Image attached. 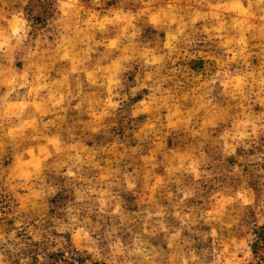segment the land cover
I'll list each match as a JSON object with an SVG mask.
<instances>
[{
    "label": "clouds",
    "instance_id": "1",
    "mask_svg": "<svg viewBox=\"0 0 264 264\" xmlns=\"http://www.w3.org/2000/svg\"><path fill=\"white\" fill-rule=\"evenodd\" d=\"M137 2L142 7L133 12L111 0H0V61L7 62L0 63V140L17 148L18 141L35 142L16 156L4 182L19 207L0 212L11 221L0 230V264H201L195 240L201 221L221 229L216 264L260 259L253 248L264 238V0ZM64 62L69 66L58 70ZM218 97L229 105L215 102ZM181 101L195 106L184 110ZM126 102L130 118L158 115L138 131L125 128ZM70 111L80 117L79 137L75 125L62 134ZM173 131L199 138V149H172ZM130 133L152 139L155 149L142 155L140 145L126 147L121 136ZM165 137L171 154L163 153L164 175L154 174ZM209 140L219 149L217 162L235 161L230 171L210 167ZM53 157L75 189L76 207L67 209L68 223L52 216L55 231L70 240L49 228L45 245L36 227L42 210L52 213L55 197L68 198L45 191L43 173ZM126 157L132 163L122 166ZM137 157L143 173L133 167ZM246 173L256 179H243ZM141 175L145 195L138 190ZM221 176L243 182L205 200V189L218 187ZM162 190L167 203L158 199ZM125 202L148 207L125 211ZM241 212L251 217L250 229L241 225ZM137 222V231L128 227ZM121 228L126 232L119 234ZM158 236L162 242H154ZM51 253L63 255L53 262Z\"/></svg>",
    "mask_w": 264,
    "mask_h": 264
},
{
    "label": "rangeland",
    "instance_id": "2",
    "mask_svg": "<svg viewBox=\"0 0 264 264\" xmlns=\"http://www.w3.org/2000/svg\"><path fill=\"white\" fill-rule=\"evenodd\" d=\"M111 3L114 4L117 8H123L125 11L132 10L133 12L137 11L139 8L142 7L141 4L137 2V0H111ZM142 24H138V27H142ZM147 35V33L145 34ZM138 41H144V37L138 36L136 38ZM100 51H103L101 49ZM0 63H7L6 61H0ZM135 63V62H133ZM253 63L255 64L256 61L255 59L253 60ZM68 62H64V64L58 65L57 69L59 70L60 68H67ZM17 67H21V65H17ZM128 74H125L127 76ZM74 79V78H73ZM127 83V81H126ZM132 86H135V83H132ZM73 87H75V84H73ZM128 89H126L127 91ZM4 89L0 87V94ZM145 94H148V90L145 89L143 90L142 93L137 94V99H142ZM131 99V97H130ZM135 101H133L134 103ZM221 104L222 107H227L230 103L229 100L224 99V98H217V101ZM195 106V101H189V102H184L181 101V107L184 110H187V108ZM125 108L127 110V116L123 117V119H127L128 123L124 125L125 128L129 129H134V130H139L140 127L143 126V124L148 120V119H154L157 113H149V114H144L136 118H130L131 117V105L126 102ZM256 110L260 111L259 106H256ZM163 115H167V110H162ZM79 119L75 113H72L71 111L68 113V118H67V123H65L62 126V134L67 137V129L75 125V127L72 129L77 133V136L79 137L80 131L82 130V125L79 124ZM84 119H88V117H84ZM108 121H106L107 123ZM52 131H56V129H53ZM114 139V137H113ZM121 140L125 142L126 147H136L137 145H140L141 152L140 154L142 155H149L152 150L155 149L156 145L152 143V139L145 140L143 142L136 140L134 136L131 135V133L128 136H121ZM172 140L175 141V144H173L171 147L172 149L179 151V152H184L191 150L192 148H197L199 149V144L197 143V140H192L190 137H188L186 134H184L182 131L176 132L173 131L172 133ZM262 141H264V137H262ZM17 143H20V147L17 148L14 144H10L6 139L0 140V212H13L16 208L19 207V203L14 199L13 195L8 191L7 187L5 186V180L7 179L9 173L11 172V168L15 165L16 162V156L27 146L32 145L33 141L30 139H24L22 142L18 141ZM164 143L165 147L161 149L160 153L157 154V162L160 164V166L156 169L153 170L154 174H160L164 175V167L166 166V161H164V155L163 153H168L169 155L171 154L169 151V146H168V139L167 137L164 138ZM91 146V145H89ZM178 146V147H177ZM124 149H120V151H123ZM204 150L208 153L209 158L212 160L211 166H214L218 171H222L224 168H229V165L231 163H234V160H230L227 163L223 161L217 162L215 160V157L218 155L219 149L216 148L213 145V142L209 140L204 147ZM239 151V150H238ZM27 158V157H26ZM56 162V158L53 157L49 161L46 162V166L44 169V186H45V191L50 192L52 188L57 189L58 191H62L67 194L68 198L66 199L65 196L60 195L55 197L56 204L54 206L49 205V207H54V212L50 213L47 211V209L42 210L44 219L41 221V224L36 225L38 229L42 230V234L44 235V243L45 245L47 244V233L46 229L52 228V235L53 236H65L70 240V234L69 233H58L55 231V225L54 221L52 219V216L54 215L57 220H62L64 223H68V211L67 209L71 207H76L75 204V189L72 187V185L68 182V178L64 177L62 173H57L56 168L54 167V164ZM162 162V163H161ZM132 163V160L129 158H125L123 161H121V165L124 166L126 164ZM144 162L139 160L138 157L136 158V163L133 165V167H137L141 170V173H143L144 167H143ZM131 169H129L130 171ZM66 171V169H65ZM230 171V168H229ZM94 174V173H93ZM185 184H188L191 182V177L185 176L182 178ZM243 179L246 180H255L256 177L252 173H246L245 177ZM241 178L237 177H230V176H221L217 180V185L215 189L212 188H207L205 189L206 195H205V200H207L208 195L211 194L213 190L215 191H221V190H230L233 189L237 186H239L240 183H242ZM39 183V182H38ZM211 184V182H209ZM142 185H143V176L141 175V180H140V186L139 189L141 192V195H145L142 191ZM176 185L175 184H170L169 189L172 191H175ZM22 194L25 193L26 190H20ZM158 199L161 203H167V190H162L157 194ZM52 197L49 195L46 197V200H51ZM137 200L139 201V196L137 197ZM43 203V201L41 202ZM125 211H131V210H136L139 211L143 208L148 207V204L145 202L143 204H135L133 205L130 202H125L123 205ZM41 211V210H37ZM22 215L27 216L29 215L28 213H22ZM31 215H36L35 212L31 213ZM81 219H83L87 213L86 212H81ZM241 216V225L250 229L251 228V217L247 216L244 212L240 213ZM36 219H40L39 216H36ZM93 223L97 222V218L95 214L92 215L91 217ZM109 219V223H110ZM173 223H176L175 221H172ZM11 221L7 220V213L3 217H0V230L7 231L9 228ZM33 223H35V220H33ZM101 224H103V221H100ZM117 224H119V220H117ZM138 224L135 225H128V227H132L134 231L138 230ZM107 227V225H105ZM103 228L101 229V232H103ZM198 230L200 235L195 237L196 240V245L198 246V254L201 256V264H216V257L219 255V252L222 250V245L220 243V237L222 235L221 229L219 225L217 224H208L205 225L203 221H201L200 225L198 226ZM27 229H25V232ZM261 231H264V229H261ZM126 232V228H121L119 234H123ZM18 235H24V233H18ZM163 235V234H161ZM187 235V233H186ZM28 239H31V237H27ZM127 239V237H125ZM154 242H162L161 237H155ZM106 243V241H104ZM41 245L39 243L34 242V247L39 248ZM103 246V244H102ZM52 247H55V242L52 243ZM44 251L47 252V247L45 246ZM254 255H258L260 259L258 260L257 264H264V238H259L258 239V245L257 247L254 246L253 248ZM31 255V253H28ZM62 253L57 256L55 253L49 254L50 259L53 260H58L62 257ZM47 264V260L45 262ZM67 264V262H66ZM81 264H83V261H81ZM163 264H167V261L165 260Z\"/></svg>",
    "mask_w": 264,
    "mask_h": 264
}]
</instances>
